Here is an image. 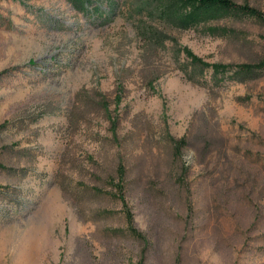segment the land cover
<instances>
[{"label": "rangeland", "instance_id": "rangeland-1", "mask_svg": "<svg viewBox=\"0 0 264 264\" xmlns=\"http://www.w3.org/2000/svg\"><path fill=\"white\" fill-rule=\"evenodd\" d=\"M174 3L0 0V264H264V23Z\"/></svg>", "mask_w": 264, "mask_h": 264}, {"label": "trees", "instance_id": "trees-1", "mask_svg": "<svg viewBox=\"0 0 264 264\" xmlns=\"http://www.w3.org/2000/svg\"><path fill=\"white\" fill-rule=\"evenodd\" d=\"M74 5L76 10L85 11L88 0H67ZM175 3L171 6L162 8L163 14L170 21H176L187 28L197 23L208 22L220 19L224 16H233L237 19H254L264 23V14L259 10L253 9L247 5H237L231 0H174ZM180 11L184 13L180 15ZM227 71H220L225 73ZM231 73V80H244L254 79L264 74V62L255 65H243L236 68ZM219 82V81H218ZM129 232L136 237H140L139 233L129 224Z\"/></svg>", "mask_w": 264, "mask_h": 264}]
</instances>
